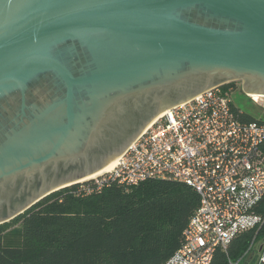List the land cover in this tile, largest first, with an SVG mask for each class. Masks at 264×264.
Here are the masks:
<instances>
[{
  "label": "water",
  "instance_id": "95a60500",
  "mask_svg": "<svg viewBox=\"0 0 264 264\" xmlns=\"http://www.w3.org/2000/svg\"><path fill=\"white\" fill-rule=\"evenodd\" d=\"M234 81L264 96V0H0V224Z\"/></svg>",
  "mask_w": 264,
  "mask_h": 264
},
{
  "label": "built area",
  "instance_id": "2783aa9c",
  "mask_svg": "<svg viewBox=\"0 0 264 264\" xmlns=\"http://www.w3.org/2000/svg\"><path fill=\"white\" fill-rule=\"evenodd\" d=\"M235 82V81H234ZM234 82L212 87L156 118L122 153L108 172L84 180L90 193L116 182L125 187L147 179L185 183L199 205L183 231V242L161 264H211L238 233L256 228L263 216L254 207L264 195V120L237 116ZM233 83L234 86H226ZM251 241L237 260L225 264H264V239Z\"/></svg>",
  "mask_w": 264,
  "mask_h": 264
},
{
  "label": "trees",
  "instance_id": "16d2710c",
  "mask_svg": "<svg viewBox=\"0 0 264 264\" xmlns=\"http://www.w3.org/2000/svg\"><path fill=\"white\" fill-rule=\"evenodd\" d=\"M236 108L240 119L260 120ZM260 147L264 152V139ZM80 186L53 191L1 223L0 264H161L182 244L199 205L192 187L169 179L112 182L90 193ZM254 211L264 218V195ZM253 238L264 239V219L234 236L226 251L217 249L211 264L239 259Z\"/></svg>",
  "mask_w": 264,
  "mask_h": 264
},
{
  "label": "rangeland",
  "instance_id": "374dc122",
  "mask_svg": "<svg viewBox=\"0 0 264 264\" xmlns=\"http://www.w3.org/2000/svg\"><path fill=\"white\" fill-rule=\"evenodd\" d=\"M232 99L234 103L243 111L251 114L257 119L264 120V111L260 110L257 104L250 97L246 96L245 92L240 89L239 84H237V89L232 94ZM86 180V179H85ZM260 242L257 241L254 244L252 250L248 253L247 258H250L256 254L259 250Z\"/></svg>",
  "mask_w": 264,
  "mask_h": 264
},
{
  "label": "flooded vegetation",
  "instance_id": "af4514ba",
  "mask_svg": "<svg viewBox=\"0 0 264 264\" xmlns=\"http://www.w3.org/2000/svg\"><path fill=\"white\" fill-rule=\"evenodd\" d=\"M235 85L239 84L240 89L242 90V81H236L234 82ZM243 91V90H242ZM246 96L250 97L252 100H254V102L257 104V106L259 107L260 110L264 111V96L263 95H254V94H247L245 93ZM254 96H258V98H253Z\"/></svg>",
  "mask_w": 264,
  "mask_h": 264
},
{
  "label": "bare ground",
  "instance_id": "6f19581e",
  "mask_svg": "<svg viewBox=\"0 0 264 264\" xmlns=\"http://www.w3.org/2000/svg\"><path fill=\"white\" fill-rule=\"evenodd\" d=\"M116 163H117V161L116 162H114L111 166H109L108 168H106V169H104V170H102V171H100V172H98V173H96V174H94V175H91V176H89V177H87V178H83V179H80L81 181H83V180H87V179H91V178H94V177H96V176H98V175H100V174H102V173H104V172H108V171H110L115 165H116Z\"/></svg>",
  "mask_w": 264,
  "mask_h": 264
}]
</instances>
